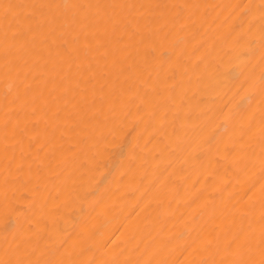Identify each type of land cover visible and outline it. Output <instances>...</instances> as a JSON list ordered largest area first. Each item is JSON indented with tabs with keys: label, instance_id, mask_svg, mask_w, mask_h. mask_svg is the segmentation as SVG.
I'll return each instance as SVG.
<instances>
[{
	"label": "bare ground",
	"instance_id": "obj_1",
	"mask_svg": "<svg viewBox=\"0 0 264 264\" xmlns=\"http://www.w3.org/2000/svg\"><path fill=\"white\" fill-rule=\"evenodd\" d=\"M0 264H264V0H0Z\"/></svg>",
	"mask_w": 264,
	"mask_h": 264
}]
</instances>
